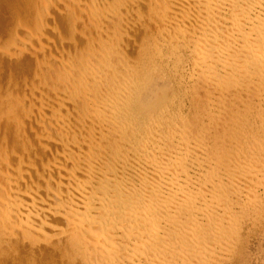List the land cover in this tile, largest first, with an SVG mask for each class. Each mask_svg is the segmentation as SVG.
Here are the masks:
<instances>
[{"label":"bare ground","instance_id":"6f19581e","mask_svg":"<svg viewBox=\"0 0 264 264\" xmlns=\"http://www.w3.org/2000/svg\"><path fill=\"white\" fill-rule=\"evenodd\" d=\"M160 4L169 11L165 9L162 42L157 36L151 41L154 50H164L161 57L179 65L185 84L203 89L207 102L195 105L196 113L217 111L219 119L213 122L208 117L214 124L204 125L203 116L192 118V131L184 121V107L177 109L179 114L167 107L163 114L168 118L158 113L154 120L149 115L139 126L140 117L133 110L135 83L126 79V85L123 76L119 85L106 82L110 94L102 99L98 121L110 129L113 125L114 132L119 129L115 138L127 128L141 127L139 134L132 130L135 139H102L107 140L104 145L92 140L97 147L74 148L71 156L57 157L52 168L59 176L48 203L40 204L27 191L12 190L10 183L3 188L1 219L15 222L13 229L22 235L37 238L43 235L44 216L55 214L65 229H46L78 243L86 252V264H229L242 229L255 228L264 217V133L261 137L247 133L260 120L264 123V0H160ZM88 80H82L86 90ZM189 93L185 99L196 95ZM123 115L126 122L121 127ZM72 160L79 163L72 167ZM253 213L258 214L257 222ZM7 224H2L4 231L12 228Z\"/></svg>","mask_w":264,"mask_h":264},{"label":"rangeland","instance_id":"374dc122","mask_svg":"<svg viewBox=\"0 0 264 264\" xmlns=\"http://www.w3.org/2000/svg\"><path fill=\"white\" fill-rule=\"evenodd\" d=\"M160 5V0H0V264H86L83 260L87 257L86 252L78 243L65 234L60 238L46 229L48 226L65 229L55 214L44 216L43 235L37 238L22 235L13 229L15 222L1 219L5 210L6 195L3 192L10 183L12 190L27 191L40 204L48 203L59 176L52 168L58 162L57 157L61 160L62 154L71 156L69 151L74 148L79 151L97 147L92 145V140L136 138L141 127L137 130L125 128L127 133L115 138L114 133L119 129L114 132L113 125L110 129L108 124L107 127L98 121L102 116V99L110 94V84L106 82L118 81L119 85L124 79L126 85L135 83L132 86L136 93L133 110L135 116L140 117L139 126L149 115L154 120L158 113L165 116L163 110L167 107L176 114L184 107V115L187 114L184 121L190 130L192 121L202 118L199 116H203L204 125L214 124V120L219 119L217 111L206 110L207 115L196 113L197 105L207 102L203 98V89L185 84L184 71L178 69L179 65L170 62L168 57L162 58L164 50H154L153 39L157 36L162 42L163 38L159 36L167 15L165 9L169 11L168 6ZM179 54V60L183 59V52ZM174 69L179 71L174 72ZM87 79L90 80L86 90L82 83ZM125 84L122 85L124 88ZM196 89L199 95L193 92ZM188 93L196 95L193 99L191 95L185 99ZM182 94L183 98H180ZM92 104H99L98 112ZM194 111L198 117H192ZM261 111L264 120V109ZM124 116H119L121 127L126 122ZM165 117L168 118V114ZM121 118L125 120L121 121ZM243 118L241 127H244ZM259 122V125L252 122V130L246 129L247 133L263 136L264 123ZM131 132L134 135H130ZM105 142L107 140H102V145ZM100 151L102 153V148ZM76 162L79 163L72 160V167ZM252 217L257 222L258 214L253 213ZM261 218L260 225L255 228L242 229L241 242L229 264H264V217ZM4 222L12 227L10 231H4Z\"/></svg>","mask_w":264,"mask_h":264}]
</instances>
